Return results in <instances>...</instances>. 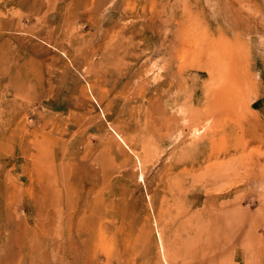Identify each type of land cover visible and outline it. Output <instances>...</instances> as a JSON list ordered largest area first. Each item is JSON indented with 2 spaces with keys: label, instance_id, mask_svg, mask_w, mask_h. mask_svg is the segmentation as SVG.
I'll use <instances>...</instances> for the list:
<instances>
[{
  "label": "rangeland",
  "instance_id": "374dc122",
  "mask_svg": "<svg viewBox=\"0 0 264 264\" xmlns=\"http://www.w3.org/2000/svg\"><path fill=\"white\" fill-rule=\"evenodd\" d=\"M161 243L264 264V0H0V264Z\"/></svg>",
  "mask_w": 264,
  "mask_h": 264
},
{
  "label": "bare ground",
  "instance_id": "6f19581e",
  "mask_svg": "<svg viewBox=\"0 0 264 264\" xmlns=\"http://www.w3.org/2000/svg\"><path fill=\"white\" fill-rule=\"evenodd\" d=\"M162 239V238H161ZM162 245V247H161V250H162V252H163V259L168 263V264H174L173 262H171L170 260H169V258H168V256H167V254L165 253V250H164V245H163V243H161ZM164 261V262H165ZM171 263H170V262Z\"/></svg>",
  "mask_w": 264,
  "mask_h": 264
}]
</instances>
